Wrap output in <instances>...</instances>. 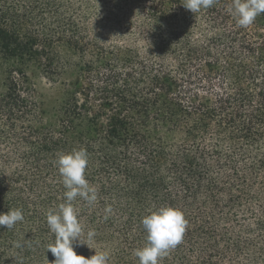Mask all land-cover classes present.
I'll list each match as a JSON object with an SVG mask.
<instances>
[{"label":"trees","instance_id":"obj_1","mask_svg":"<svg viewBox=\"0 0 264 264\" xmlns=\"http://www.w3.org/2000/svg\"><path fill=\"white\" fill-rule=\"evenodd\" d=\"M184 2L0 0V213L24 216L0 264H52L55 161L79 148L98 200L74 202L77 254L138 264L141 218L171 206L188 223L160 264H264V14Z\"/></svg>","mask_w":264,"mask_h":264},{"label":"clouds","instance_id":"obj_2","mask_svg":"<svg viewBox=\"0 0 264 264\" xmlns=\"http://www.w3.org/2000/svg\"><path fill=\"white\" fill-rule=\"evenodd\" d=\"M216 2L217 0H185L183 7L194 14L213 7ZM227 12L236 18L239 26L246 28L252 25L259 15L264 14V0H232ZM55 163L66 191L64 202L55 209H49L46 214L49 230L55 236V243L47 249L55 258L52 264H108L110 254L107 251L97 252L92 249L94 254L86 258L74 250L80 245L87 246L81 241L83 225L79 221V208L74 202L79 198L92 206L98 200V188L86 178L89 163L86 149L60 153ZM112 212V207L106 206L105 219ZM23 220V212L19 208L0 213V226L7 229H13ZM187 223L183 212L171 206H161L142 217L146 243L135 250L138 264H160L170 250L182 242ZM95 236V230L87 232L89 242L93 241ZM15 246L19 248L23 247V244L17 242Z\"/></svg>","mask_w":264,"mask_h":264},{"label":"rangeland","instance_id":"obj_3","mask_svg":"<svg viewBox=\"0 0 264 264\" xmlns=\"http://www.w3.org/2000/svg\"><path fill=\"white\" fill-rule=\"evenodd\" d=\"M40 82H41V83H43L42 85H43L45 88H48V86H47V83H46V82H44V81H40ZM44 83H45V84H44ZM43 86H42V87H43ZM57 98H59V97L57 96ZM55 99H56V98H54V100H55ZM54 100H53V101H54ZM53 101H52V102H53Z\"/></svg>","mask_w":264,"mask_h":264}]
</instances>
